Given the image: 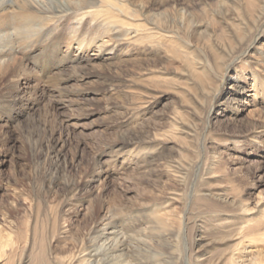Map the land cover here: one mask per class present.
Returning <instances> with one entry per match:
<instances>
[{
  "label": "rangeland",
  "instance_id": "374dc122",
  "mask_svg": "<svg viewBox=\"0 0 264 264\" xmlns=\"http://www.w3.org/2000/svg\"><path fill=\"white\" fill-rule=\"evenodd\" d=\"M91 1L0 73V264H68L111 215L137 264H264V24L238 22L263 5Z\"/></svg>",
  "mask_w": 264,
  "mask_h": 264
},
{
  "label": "bare ground",
  "instance_id": "6f19581e",
  "mask_svg": "<svg viewBox=\"0 0 264 264\" xmlns=\"http://www.w3.org/2000/svg\"><path fill=\"white\" fill-rule=\"evenodd\" d=\"M101 1L102 4H107V0ZM256 1L259 3L261 2L263 6L259 7L255 13L252 9L244 11L246 15L243 16L244 18H240L239 16L238 21L239 25H241V27L245 30L244 32L250 34V37L246 35L249 42L256 40L255 34L258 33L259 29H261L264 24V0ZM94 4L95 1L92 2L91 0H75L73 1L74 6L72 7L71 4H68L65 0H0V73L3 76L7 74H12L14 76V74L16 75L17 73L19 76H17L15 80L19 82L21 77L29 71L26 60H23L20 56L22 55L24 59H26L34 55L36 52H39L40 49L35 47V44H31L33 42L32 37H35L45 31V28L47 27L45 18H52L63 13L71 12V10L83 11L91 9L96 6ZM159 17L161 16L158 14L152 18V22L150 24H154V26H156L152 29L149 28L148 31L155 32L157 28L160 32H156V35L161 37H172L173 32H177L179 34L178 30L172 28L171 30L168 29L166 32H163V30H161L158 26L160 20ZM189 25V23L185 24L184 21L181 28L188 29ZM230 27V30L233 31V26ZM12 33H18L21 35V38H17L18 40H16L17 44L13 41L14 39L12 40ZM239 35V33H236L234 37L240 39L241 37ZM100 47L101 46H99V48ZM104 47L106 48V46ZM104 47H101V49ZM249 77L250 76L244 77L246 78L244 79L245 82L248 78L253 79L255 84L254 88L251 87L246 92L249 94V98L252 99V104H256L257 96L259 95L262 98L264 95L262 93L264 92V85L257 83L255 75L252 76V78ZM239 80L241 82L244 81L241 79ZM240 87L244 89L247 88L244 84H240ZM155 228H152V230H155ZM167 228V225H159V227H157L159 232L157 233L162 236L166 233H171V230ZM108 229L109 232H107ZM102 231L103 233L100 235L99 233ZM155 234L156 232L152 233V236ZM90 238V243L93 244H91L92 246L88 248L89 250H84L82 256L76 255V257L70 259L68 264H76L77 262H79V264H137L136 254L140 251H138L139 249L135 247L133 249L127 245L128 238L124 236L122 231L119 229L116 217L111 215L109 217L106 216L103 220H101L99 227L95 229ZM201 239L203 240L204 238ZM26 244L28 245V243ZM85 247L86 245L83 242H81L78 246L80 250H83ZM86 251L88 252L86 253ZM199 258L200 257L196 254L192 255L189 260L190 264H197ZM22 264L28 263L23 262ZM45 264L57 263L54 262L52 258L46 257Z\"/></svg>",
  "mask_w": 264,
  "mask_h": 264
}]
</instances>
